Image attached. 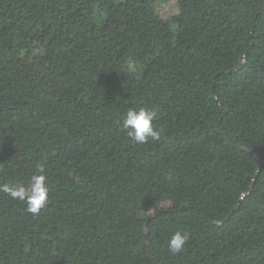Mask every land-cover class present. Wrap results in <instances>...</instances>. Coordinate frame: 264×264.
I'll use <instances>...</instances> for the list:
<instances>
[{
    "label": "trees",
    "instance_id": "1",
    "mask_svg": "<svg viewBox=\"0 0 264 264\" xmlns=\"http://www.w3.org/2000/svg\"><path fill=\"white\" fill-rule=\"evenodd\" d=\"M40 164L0 264H264V0H0V184Z\"/></svg>",
    "mask_w": 264,
    "mask_h": 264
},
{
    "label": "clouds",
    "instance_id": "2",
    "mask_svg": "<svg viewBox=\"0 0 264 264\" xmlns=\"http://www.w3.org/2000/svg\"><path fill=\"white\" fill-rule=\"evenodd\" d=\"M157 113L147 107L130 108L124 115L121 129L127 136L139 144H144L149 138L159 140L158 131L154 130L153 121ZM43 164L37 166L36 172L31 175L27 185L0 184V192L7 193L12 199L25 201L27 209L33 214H38L45 207L49 199L47 177L44 174ZM188 232H175L168 241V249L173 254L180 253L189 240Z\"/></svg>",
    "mask_w": 264,
    "mask_h": 264
},
{
    "label": "rangeland",
    "instance_id": "3",
    "mask_svg": "<svg viewBox=\"0 0 264 264\" xmlns=\"http://www.w3.org/2000/svg\"><path fill=\"white\" fill-rule=\"evenodd\" d=\"M160 5V4H159ZM162 11H165V9H163Z\"/></svg>",
    "mask_w": 264,
    "mask_h": 264
}]
</instances>
